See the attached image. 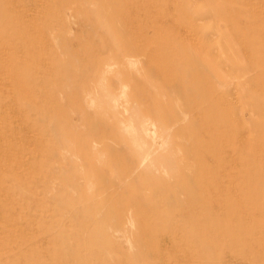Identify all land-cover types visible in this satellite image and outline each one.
<instances>
[{
	"label": "rangeland",
	"instance_id": "374dc122",
	"mask_svg": "<svg viewBox=\"0 0 264 264\" xmlns=\"http://www.w3.org/2000/svg\"><path fill=\"white\" fill-rule=\"evenodd\" d=\"M0 42V264H264V0H0Z\"/></svg>",
	"mask_w": 264,
	"mask_h": 264
},
{
	"label": "bare ground",
	"instance_id": "6f19581e",
	"mask_svg": "<svg viewBox=\"0 0 264 264\" xmlns=\"http://www.w3.org/2000/svg\"><path fill=\"white\" fill-rule=\"evenodd\" d=\"M14 40H15V38H14ZM9 43H11V42L9 41ZM23 55H24V53H23ZM20 60H21V58L19 59V61ZM11 65H12V53L10 52V48H8L5 45V43L0 42V95L4 96L6 98L10 95L9 98L4 99L5 101L3 100L4 102H0V164H1V160L3 158L8 159V157H9L8 156V150L11 148V145L13 142V138L11 136L12 124H17V120L20 118V116L15 111L17 104H16L15 96L13 95L12 90H11L12 86H13L12 85L13 79H14V76H13L14 74L12 73L13 67ZM15 129H16V127H15ZM27 146L29 147V145H27ZM28 147H26V148H28ZM28 157L29 156H26L24 161H26V159ZM26 167H27V164H26ZM24 169L25 168H23V170ZM5 199H7V198H5Z\"/></svg>",
	"mask_w": 264,
	"mask_h": 264
}]
</instances>
